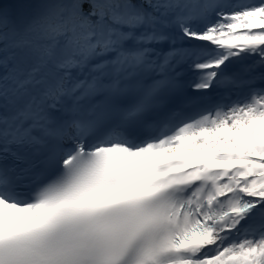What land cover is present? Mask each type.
Masks as SVG:
<instances>
[{
	"label": "snow or ice",
	"instance_id": "obj_1",
	"mask_svg": "<svg viewBox=\"0 0 264 264\" xmlns=\"http://www.w3.org/2000/svg\"><path fill=\"white\" fill-rule=\"evenodd\" d=\"M0 264H264V0H0Z\"/></svg>",
	"mask_w": 264,
	"mask_h": 264
}]
</instances>
